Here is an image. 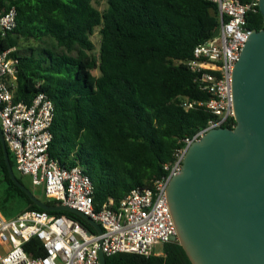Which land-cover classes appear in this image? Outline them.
<instances>
[{"label": "trees", "instance_id": "trees-1", "mask_svg": "<svg viewBox=\"0 0 264 264\" xmlns=\"http://www.w3.org/2000/svg\"><path fill=\"white\" fill-rule=\"evenodd\" d=\"M95 2H105L106 9L100 11ZM12 8L17 27L0 39V54L10 50L18 62L14 100L31 104L35 96L45 94L52 101L49 155L64 167L83 169L93 183L98 210L111 201L117 207L133 189L151 188L166 175L163 166L173 162L175 151L213 118L205 109L186 111L181 105L185 99H211L185 64L220 26L218 8L211 2L0 0V12ZM247 27L264 30L259 7L248 16ZM97 29L98 52L91 40ZM10 158L15 171L11 154ZM0 179L25 203L21 213L42 211L10 179L1 143ZM43 202L57 205L48 198ZM50 213L82 223L68 212ZM25 250L30 255L44 253L38 239ZM106 260L192 264L178 243L165 244L162 257L117 254Z\"/></svg>", "mask_w": 264, "mask_h": 264}, {"label": "built area", "instance_id": "built-area-1", "mask_svg": "<svg viewBox=\"0 0 264 264\" xmlns=\"http://www.w3.org/2000/svg\"><path fill=\"white\" fill-rule=\"evenodd\" d=\"M219 11V35L198 45L185 64L196 75L202 91L211 95L207 102L183 100L186 111L205 109L213 118L207 127L185 147L174 153V160L163 166L166 173L151 188L133 189L117 207L111 201L98 210L94 204L91 179L80 167L68 168L49 155L53 136L51 127L55 107L45 94L35 96L31 104L16 103L17 60L11 51L0 54V126L15 169L29 177L34 187L44 186L49 200L74 208L98 223L97 235L81 222L47 211H25L13 218L0 213V264H100L99 250L105 257L135 254L146 258L156 255L154 247L171 243L177 235L167 190L181 174L189 148L214 129H235L233 75L241 52L250 36L257 32L247 27V18L256 12L259 0L242 4L239 0H207ZM17 27L15 8L0 12V39ZM226 126H229L227 128ZM38 239L42 255H30L25 245Z\"/></svg>", "mask_w": 264, "mask_h": 264}, {"label": "water", "instance_id": "water-1", "mask_svg": "<svg viewBox=\"0 0 264 264\" xmlns=\"http://www.w3.org/2000/svg\"><path fill=\"white\" fill-rule=\"evenodd\" d=\"M258 7L264 20V0ZM233 107L235 129H214L195 142L167 190L177 227L170 242L180 244L192 264H264V30L253 33L241 52ZM0 143L10 179L34 206L71 213L102 235L90 217L43 202L19 181L1 126ZM99 262L107 264L101 248Z\"/></svg>", "mask_w": 264, "mask_h": 264}, {"label": "rangeland", "instance_id": "rangeland-1", "mask_svg": "<svg viewBox=\"0 0 264 264\" xmlns=\"http://www.w3.org/2000/svg\"><path fill=\"white\" fill-rule=\"evenodd\" d=\"M95 7H97L100 11H104L107 7L105 2H95ZM91 40L93 44L95 45V49L98 52L100 48V42H101V35L100 31L97 29L94 33V35L91 37ZM33 44H30L32 46ZM28 44H22V47H27ZM94 75L98 76V72H94ZM16 176L22 180L24 185L28 187L32 193L40 200H47V196L44 191V186H38L34 187L31 183V180L29 177H24L20 173L17 172L15 169ZM25 209V203L16 197L12 192L9 191L6 184L0 179V213L5 218H12L17 215H19L23 210ZM154 253L156 255H163L164 253V245L158 244L154 247ZM0 254L3 255L4 253L0 249Z\"/></svg>", "mask_w": 264, "mask_h": 264}, {"label": "crops", "instance_id": "crops-1", "mask_svg": "<svg viewBox=\"0 0 264 264\" xmlns=\"http://www.w3.org/2000/svg\"><path fill=\"white\" fill-rule=\"evenodd\" d=\"M16 217V216H15ZM13 218V217H12Z\"/></svg>", "mask_w": 264, "mask_h": 264}]
</instances>
